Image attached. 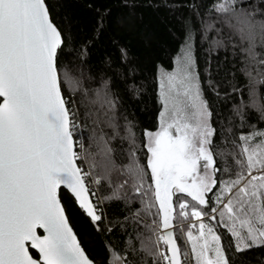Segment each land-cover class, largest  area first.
Returning a JSON list of instances; mask_svg holds the SVG:
<instances>
[{"label":"trees","instance_id":"obj_1","mask_svg":"<svg viewBox=\"0 0 264 264\" xmlns=\"http://www.w3.org/2000/svg\"><path fill=\"white\" fill-rule=\"evenodd\" d=\"M217 2L45 0L63 41L58 68L61 92L76 125L73 138L80 156L76 163L100 179L97 214L101 219L94 223L62 188L59 198L80 246L95 264H153L156 259L148 249L155 251L153 220L159 219L158 205L150 214L142 201L151 193L135 192L128 171L130 153L135 152V161L144 169L147 189L151 173L145 132L158 128V72L174 69L186 41L214 130L208 148L219 171L217 186L206 195L209 215H214L211 208L220 183L230 175L234 178L233 154L239 151L240 137L264 133V29L259 26L264 23V0H236L233 5L237 12L254 14L252 29L236 16L217 13ZM182 200L191 202L182 193L173 196L175 203ZM188 220L174 221L180 248L179 224ZM204 222L220 235L228 264H264V245L237 252L226 228L207 216ZM30 253L38 258L35 251Z\"/></svg>","mask_w":264,"mask_h":264},{"label":"snow or ice","instance_id":"obj_2","mask_svg":"<svg viewBox=\"0 0 264 264\" xmlns=\"http://www.w3.org/2000/svg\"><path fill=\"white\" fill-rule=\"evenodd\" d=\"M235 2L218 0L215 11L238 17L248 29L255 27L254 14L237 12ZM259 26L264 29V23ZM62 43L45 0H0V264H90L58 196V189H67L94 223L101 219L85 182L91 172L77 166L80 156L73 151L76 125L62 96L58 68ZM160 97L159 130L145 132L151 185L144 188V169L134 151L128 168L135 192L151 193L142 201L145 209L151 214L158 205L155 251L148 249L156 257L153 264H182L187 255L173 231L177 217L216 221L231 234L237 252L264 245V139L256 140L264 133L240 137L239 151L233 154L234 178L220 183L214 215H209L206 195L217 186L219 169L208 148L214 134L211 113L187 41L179 70L162 78ZM224 170L232 173L230 167ZM177 193L194 203H175ZM186 236L196 264H228L211 224L200 222L198 235L189 229ZM29 246L39 260L30 255Z\"/></svg>","mask_w":264,"mask_h":264},{"label":"rangeland","instance_id":"obj_3","mask_svg":"<svg viewBox=\"0 0 264 264\" xmlns=\"http://www.w3.org/2000/svg\"><path fill=\"white\" fill-rule=\"evenodd\" d=\"M181 53H182V51L177 56L176 61H175V66H174V69L172 71L159 70V72H158V76L157 77H158V95H159V100H161L160 92H161L162 78H163L165 73H173V72H176V71L179 70V68L181 67ZM162 107L163 106H162V104L160 102V112L162 111ZM159 125H160V113H159V118H158V128H157L156 131L159 130ZM83 172H89V171H83ZM90 176L92 177L93 181H96V180L100 181L99 178H94L92 175H90ZM96 197H97V200H99L100 197H99V193H98V185H96ZM200 222H203V223L207 224L206 222H204V217L202 218V221H201V220L193 219V218H191V216H190L189 220L187 221L186 225L185 224H179L180 235H181V238L183 240V245L181 246L182 253H186L187 254V255L182 257V260H184V264H196V261L192 258V255H191V246L188 244L186 233H187V231L189 229H191V231L193 232L194 236L198 235V225H199ZM194 227H197L196 231H194L192 229ZM157 231H159V229H157ZM161 250H163V245H161Z\"/></svg>","mask_w":264,"mask_h":264},{"label":"water","instance_id":"obj_4","mask_svg":"<svg viewBox=\"0 0 264 264\" xmlns=\"http://www.w3.org/2000/svg\"><path fill=\"white\" fill-rule=\"evenodd\" d=\"M50 16V15H49ZM63 96V95H62ZM0 102H2V98H0ZM67 107V106H66ZM73 151H75V141H74V138H73ZM77 164V163H76ZM62 189H64L65 191H67L70 195H71V193L67 190V189H65V188H63V187H61ZM58 196H59V189H58ZM72 196V195H71ZM73 197V196H72ZM89 198H90V200H91V197H90V194H89ZM73 199L75 200V198L73 197ZM92 201V200H91ZM75 202H76V200H75ZM93 203V202H92ZM76 204H77V206L79 207V205H78V203L76 202ZM62 205V204H61ZM63 207V206H62ZM85 213V212H84ZM86 214V213H85ZM87 215V214H86ZM88 216V215H87ZM89 217V216H88ZM90 218V217H89ZM91 219V218H90ZM69 226H70V224H69ZM71 227V226H70ZM72 228V227H71ZM72 231H73V229H72ZM38 234H40V235H43V230L42 229H39L38 230ZM73 234L75 235V237H76V240H77V243L79 244V241H78V238H77V236H76V234H75V232L73 231ZM79 246H80V244H79ZM80 248H81V250L84 252V250L82 249V247L80 246ZM30 250H32V251H35L36 253H37V255H38V258H34L33 256V258L34 259H36V260H39V253L35 250V249H31V247L29 246V251ZM30 255H31V253H30ZM84 255L87 257V259L89 260V262H90V264H95L92 260H90L89 258H88V256L86 255V253L84 252Z\"/></svg>","mask_w":264,"mask_h":264},{"label":"built area","instance_id":"obj_5","mask_svg":"<svg viewBox=\"0 0 264 264\" xmlns=\"http://www.w3.org/2000/svg\"><path fill=\"white\" fill-rule=\"evenodd\" d=\"M85 182L88 187L91 200L92 202L94 201L93 204L95 205L96 210L99 211L100 207H98L97 197H96V185H98V183H94L90 175L85 177Z\"/></svg>","mask_w":264,"mask_h":264}]
</instances>
